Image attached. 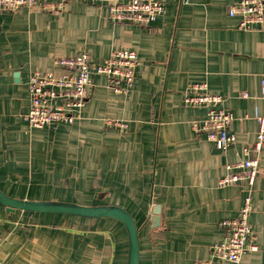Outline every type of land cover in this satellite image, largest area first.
Wrapping results in <instances>:
<instances>
[{"label": "crops", "instance_id": "obj_1", "mask_svg": "<svg viewBox=\"0 0 264 264\" xmlns=\"http://www.w3.org/2000/svg\"><path fill=\"white\" fill-rule=\"evenodd\" d=\"M237 0H167L148 25L113 21L106 6L67 0L59 11L37 6L0 13V189L29 201L125 209L138 229V264H194L210 256L234 217L245 186L218 187L226 165L245 158L264 113V21L238 29L227 14ZM134 50L130 90L116 93L94 75L71 124L29 127L27 80L58 70L57 57L87 53L102 60ZM18 73V76L15 74ZM205 83L233 115L235 142L225 151L192 129L207 108L187 105L191 85ZM245 95V96H244ZM107 118L127 123L109 127ZM160 206L159 223L152 222ZM249 222L258 250L243 264H264V149ZM120 221L67 214L7 212L0 204V264H127ZM212 264H224L214 260Z\"/></svg>", "mask_w": 264, "mask_h": 264}, {"label": "built area", "instance_id": "obj_2", "mask_svg": "<svg viewBox=\"0 0 264 264\" xmlns=\"http://www.w3.org/2000/svg\"><path fill=\"white\" fill-rule=\"evenodd\" d=\"M96 2L108 9L113 21L148 25L164 11L167 0H79ZM67 0H0V13H15L22 7L37 6L42 10L59 11ZM227 14L238 17V29L251 30L264 21V0H237L228 6ZM134 50L115 49L102 60L93 61L81 52L74 56L57 57L54 70H34L27 80L28 111L24 116L29 127L42 128L58 123L71 124L88 99V89L94 75H103L116 93H127L134 82V72L139 65ZM264 98V75L260 81ZM192 92L184 97L187 105L207 108L201 120L192 121V129L203 134L208 141L225 151L235 140L229 130L233 120L230 111L216 108L222 97L207 91L205 83L191 85ZM245 96V95H244ZM258 128L253 143L243 148L245 158L227 164L225 173L218 179V187L242 184L245 188L243 203L237 214L221 221L223 237L211 247L210 256L194 264H212L214 260L224 264H243L248 251L258 250L257 234L249 222L252 210V190L259 173V159L264 149V113L256 115ZM109 127L124 129L127 123L107 118Z\"/></svg>", "mask_w": 264, "mask_h": 264}, {"label": "water", "instance_id": "obj_3", "mask_svg": "<svg viewBox=\"0 0 264 264\" xmlns=\"http://www.w3.org/2000/svg\"><path fill=\"white\" fill-rule=\"evenodd\" d=\"M18 76V73L15 74ZM0 204L7 212L22 210L28 212H43L55 214H67L85 218L110 217L123 223L128 236V259L127 264L139 262V239L138 229L132 216L122 207L114 205L87 206L62 201H29L21 200L6 195L0 189ZM160 206L153 208L152 222L159 223Z\"/></svg>", "mask_w": 264, "mask_h": 264}]
</instances>
